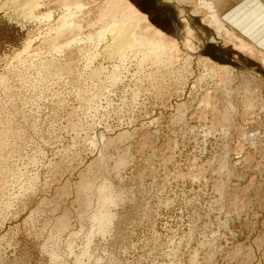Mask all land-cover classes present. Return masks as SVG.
Wrapping results in <instances>:
<instances>
[{
  "label": "rangeland",
  "instance_id": "1",
  "mask_svg": "<svg viewBox=\"0 0 264 264\" xmlns=\"http://www.w3.org/2000/svg\"><path fill=\"white\" fill-rule=\"evenodd\" d=\"M157 1L0 9V264H264L261 30Z\"/></svg>",
  "mask_w": 264,
  "mask_h": 264
},
{
  "label": "bare ground",
  "instance_id": "2",
  "mask_svg": "<svg viewBox=\"0 0 264 264\" xmlns=\"http://www.w3.org/2000/svg\"><path fill=\"white\" fill-rule=\"evenodd\" d=\"M214 2H216V1H214ZM38 3H39V0H7L1 5L0 9L1 10H3V9L7 10L8 9L10 12L12 11V12H18V13L22 12V13H24L25 8L28 9L30 7H35V6L38 5ZM206 4H208V3H206ZM215 13L211 14L212 15L211 16V21L217 26L218 29H222L225 25L219 19L220 17L218 18V16ZM140 20L147 21V22L149 21L146 16H140ZM121 28H123V32L124 33L122 34V36H121V33H120L121 37L119 36L118 37L119 39H117V44L115 45V49L116 50H123V49H125V47L127 45L132 46L133 45L132 43H136V40L133 39V32H132V34H130V27L129 26H127V27L121 26ZM120 30L122 31V29H120ZM133 30L134 29L131 28V31H133ZM156 30H157V33H158V36H159L160 40L157 41V42H149L146 50H157L158 51L160 48L166 47L164 39L167 37L168 33H165V32H163L161 30H158V29H156ZM135 45L136 44H134V46ZM173 45L175 46V48L178 47L176 44H173Z\"/></svg>",
  "mask_w": 264,
  "mask_h": 264
},
{
  "label": "crops",
  "instance_id": "3",
  "mask_svg": "<svg viewBox=\"0 0 264 264\" xmlns=\"http://www.w3.org/2000/svg\"><path fill=\"white\" fill-rule=\"evenodd\" d=\"M227 20H240L241 25H248L249 21L256 22L257 29L261 30L264 48V0H232L227 8H222ZM243 22V23H242ZM257 31V34H260Z\"/></svg>",
  "mask_w": 264,
  "mask_h": 264
},
{
  "label": "flooded vegetation",
  "instance_id": "4",
  "mask_svg": "<svg viewBox=\"0 0 264 264\" xmlns=\"http://www.w3.org/2000/svg\"><path fill=\"white\" fill-rule=\"evenodd\" d=\"M134 3L144 7L147 6V11L149 13V17L154 21V23L161 21L164 23L163 18H165L169 22V26L173 29L174 28V17L173 13L169 11L167 8V4L159 3L157 0H132ZM163 11V14H159L160 11ZM175 29V28H174Z\"/></svg>",
  "mask_w": 264,
  "mask_h": 264
},
{
  "label": "water",
  "instance_id": "5",
  "mask_svg": "<svg viewBox=\"0 0 264 264\" xmlns=\"http://www.w3.org/2000/svg\"><path fill=\"white\" fill-rule=\"evenodd\" d=\"M179 25H180V22L178 20H176L174 23V27L176 28V30L179 29Z\"/></svg>",
  "mask_w": 264,
  "mask_h": 264
}]
</instances>
